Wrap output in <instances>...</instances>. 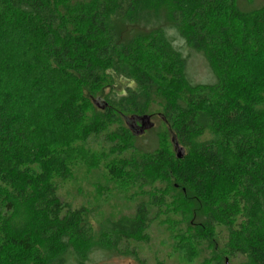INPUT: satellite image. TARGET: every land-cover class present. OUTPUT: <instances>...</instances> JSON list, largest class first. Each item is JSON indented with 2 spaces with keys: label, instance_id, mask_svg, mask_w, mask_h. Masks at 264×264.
<instances>
[{
  "label": "trees",
  "instance_id": "16d2710c",
  "mask_svg": "<svg viewBox=\"0 0 264 264\" xmlns=\"http://www.w3.org/2000/svg\"><path fill=\"white\" fill-rule=\"evenodd\" d=\"M171 31L183 47H176ZM25 40L36 49L33 65L50 72L19 92L14 78H23L32 58ZM25 53L27 62L12 64L13 54ZM196 54L211 72L210 84L192 80ZM262 72L264 5L0 0V264H86L94 251L129 257L122 246L143 239L148 226L143 207L134 219L106 221L95 231L89 211L60 199L58 181L72 170L66 150L46 138L40 122L31 123L49 73L59 76L62 88L85 94L55 98L44 111L50 124L77 129L81 144L108 135L113 154L142 137L132 128L154 117L150 105L163 106L159 115L172 135L170 149L147 153L140 162L156 179L169 181L174 195L154 203L180 209L181 196L188 197L194 211L185 237L191 249L210 254L202 264H264ZM170 84L180 88L170 94ZM84 98L97 110L90 117ZM122 116L125 128L112 130ZM208 133L211 139H205ZM124 161L110 169L113 179L133 169Z\"/></svg>",
  "mask_w": 264,
  "mask_h": 264
},
{
  "label": "rangeland",
  "instance_id": "374dc122",
  "mask_svg": "<svg viewBox=\"0 0 264 264\" xmlns=\"http://www.w3.org/2000/svg\"><path fill=\"white\" fill-rule=\"evenodd\" d=\"M242 2L247 9L250 2H253L255 7L264 5V0H242ZM170 34L175 38V41L178 40V44H175L176 47L183 45L175 31H171ZM22 46L27 47V51L31 52V57L32 55L35 57L36 49L29 40H25ZM26 55L28 54H13L12 64L17 67L23 62H27ZM34 57L31 58L30 63L28 61L27 73L23 75V78L19 81L14 78L19 92L31 89L30 86L34 84L36 76H45L44 72L48 71L45 66L33 65ZM12 69L15 68L12 67ZM189 72L192 80L196 83L210 84L213 82L211 72L204 59L197 54L191 59ZM13 73L15 71H12ZM43 79L44 90L40 98L46 97L47 100L37 98L35 102L39 104L40 108L34 112L32 110H28V112L32 111L31 113H33L32 125H37L40 122L46 138L52 140L62 150L63 148L66 150L65 155L72 170L58 181L57 190L60 199L73 210L85 208L89 211L92 215L91 224L95 231L99 230V226L103 222L134 219L138 215L139 209L143 207L148 211L146 213L148 226L144 236H142L143 239H140L139 242L124 244L121 248L123 253L129 249L128 251L132 253L129 257L94 251L86 264H202L206 259H210L211 256L207 252L205 254L200 253L199 249H191L188 246V238L185 237L184 229L186 220L194 211V206L188 201V197L181 196L180 200L183 203L180 209L170 204L164 207L155 204L156 200L158 203L160 202L161 197L169 198L174 194L170 195L169 181H163L161 178L156 179L147 169L142 168L140 162L147 153H154L160 148L170 149L172 135H166L168 129L159 115L163 113V106L159 104L150 105L148 114L154 115L150 119L152 128L145 130L142 137L131 139L128 143V149L121 155H117L116 153L113 154L114 151L110 140H108V135L102 134L99 137H92L88 143L81 144L79 140L80 131L77 129L69 127L61 130L50 124V120L44 111L49 109L55 98L60 97L61 99L72 95V93H76V95L82 93H79L75 87L62 88L59 76H51V73ZM52 84L56 87L53 92H51ZM172 86L173 88L167 87V92L170 91V94L180 88L176 84H170V87ZM48 89L49 92L46 95L45 92ZM109 93L107 92L106 95L108 96ZM82 95L85 96V94ZM112 99L117 101L116 98L111 97V101ZM83 103L84 106H87V115L90 117L94 114L92 100L88 102L84 98ZM121 118L122 121L112 127V130L117 127L125 128L126 123L123 116ZM209 138L211 139L210 133L206 135L205 139ZM121 158L125 159L126 162H131L133 169L129 170L128 176L125 175L121 180H116L110 175V169L119 164ZM225 187L223 186V189ZM224 190H226L225 192L229 191V187ZM234 263L243 264L244 259H238Z\"/></svg>",
  "mask_w": 264,
  "mask_h": 264
},
{
  "label": "water",
  "instance_id": "95a60500",
  "mask_svg": "<svg viewBox=\"0 0 264 264\" xmlns=\"http://www.w3.org/2000/svg\"><path fill=\"white\" fill-rule=\"evenodd\" d=\"M96 104L99 105V102H96ZM141 123H142V125H141V128L140 129L132 128L137 136L143 135L144 132H145V130L150 129L153 126L151 124V122H150V117L149 116L143 117L141 119ZM182 157L183 156H180V158H182Z\"/></svg>",
  "mask_w": 264,
  "mask_h": 264
}]
</instances>
